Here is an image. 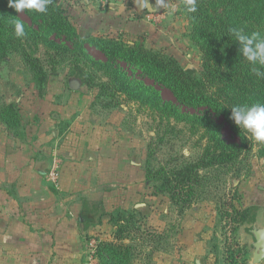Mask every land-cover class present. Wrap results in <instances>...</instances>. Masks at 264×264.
Here are the masks:
<instances>
[{
  "label": "crops",
  "instance_id": "1",
  "mask_svg": "<svg viewBox=\"0 0 264 264\" xmlns=\"http://www.w3.org/2000/svg\"><path fill=\"white\" fill-rule=\"evenodd\" d=\"M68 91L21 94L15 100L21 135L0 122V264H98L89 244L115 240L119 212L137 214L144 231L134 264H228L216 219L196 205L174 214L167 198L151 200L132 155L136 141L113 128L102 131L96 114L88 126L84 90ZM254 222L264 220L247 227ZM124 241L134 251L139 238Z\"/></svg>",
  "mask_w": 264,
  "mask_h": 264
},
{
  "label": "rangeland",
  "instance_id": "2",
  "mask_svg": "<svg viewBox=\"0 0 264 264\" xmlns=\"http://www.w3.org/2000/svg\"><path fill=\"white\" fill-rule=\"evenodd\" d=\"M59 2L81 38L97 36L127 43L138 42L149 49L173 56L183 68L200 76L202 52L192 39L191 25L182 0H170L177 8L171 15L164 9L158 13L139 11L133 0ZM85 47L90 57L103 58L93 46L87 44ZM31 52L41 61L44 78L34 76L19 52H10L6 60H0V103L15 101L21 94L31 91H34L35 98L45 94L48 89H65L70 93V79H81L84 91L80 96L92 109L86 120L88 126H93L89 119L96 114L102 122V131L109 132L113 128L134 139L137 146L132 155L145 171V181L155 196L151 200L163 201L167 198L171 202L168 194H158V190L163 191L160 182L146 180V168L169 171L198 160L209 145L203 130L130 101L123 95L107 93V77L81 55L57 54L44 45L33 46ZM77 73H82L85 78L82 79ZM163 97L173 100L167 90L163 91ZM40 104L45 105L39 101ZM95 106H99L96 111L93 110ZM219 122L222 123L221 120ZM222 127L225 138L238 144L241 154L234 162L201 170V182L196 186L192 203L186 209L193 205L204 208L203 215L216 219L215 228L223 236L228 255L248 261L253 247L250 245L251 235L248 232L244 234V230L254 220H264V206H261L264 205V145L255 144L244 137L234 138L226 124L222 123ZM171 206L172 211L177 210L176 206ZM119 215L120 212L113 216L114 219ZM127 215L124 219L131 215L133 219L125 234L139 238L137 248L131 255L134 264L142 253L144 231L136 225L137 214ZM98 243L97 240L95 244Z\"/></svg>",
  "mask_w": 264,
  "mask_h": 264
},
{
  "label": "trees",
  "instance_id": "3",
  "mask_svg": "<svg viewBox=\"0 0 264 264\" xmlns=\"http://www.w3.org/2000/svg\"><path fill=\"white\" fill-rule=\"evenodd\" d=\"M184 12L192 39L202 52L200 76L183 68L173 56L138 42L97 36L81 38L59 0H52L45 15L17 13L8 7L7 0H0V60H6L12 51L19 52L34 76L43 79V66L32 54L33 46L44 45L57 54L81 55L107 77V93L123 95L203 130L209 145L198 160L169 171L146 168V180L160 182L163 191L158 190V194H168L179 213L191 205L201 182V170L234 162L241 154L238 144L224 136L222 123L228 126L232 137H243L229 119L230 106L225 105L264 103V80L252 74L238 51V43L226 33L230 26H241L248 32L264 30V0H197L195 13ZM17 19L24 24V38L14 35L13 22ZM87 44L103 58L90 57ZM77 75L85 78L82 73ZM164 90L172 94L173 100L163 97ZM0 122L15 135H21L22 119L15 101L0 103ZM132 219V215L128 219L117 217L115 240L99 241L97 245L98 264H132V246L124 241ZM227 262L234 264V255H228Z\"/></svg>",
  "mask_w": 264,
  "mask_h": 264
},
{
  "label": "clouds",
  "instance_id": "4",
  "mask_svg": "<svg viewBox=\"0 0 264 264\" xmlns=\"http://www.w3.org/2000/svg\"><path fill=\"white\" fill-rule=\"evenodd\" d=\"M52 0H7L9 8L17 13L30 12L45 15L48 12ZM139 11L147 13H158L164 9L169 15L174 14L177 8L170 0H133ZM184 10L191 14L197 11V0H182ZM14 35L16 38L26 36L24 24L17 19L14 22ZM226 33L232 41L239 45V53L244 61L250 66L252 74L258 80H264V30H253L248 32L241 26H230ZM230 106L229 119L243 133V137L250 139L255 144L264 145V103H238ZM224 106V107H225Z\"/></svg>",
  "mask_w": 264,
  "mask_h": 264
},
{
  "label": "water",
  "instance_id": "5",
  "mask_svg": "<svg viewBox=\"0 0 264 264\" xmlns=\"http://www.w3.org/2000/svg\"><path fill=\"white\" fill-rule=\"evenodd\" d=\"M70 87L74 90L82 89L81 79L72 78L69 81ZM252 238L250 239V245L253 247L251 258L248 260L249 264H259L264 260V222L253 223L251 229Z\"/></svg>",
  "mask_w": 264,
  "mask_h": 264
},
{
  "label": "built area",
  "instance_id": "6",
  "mask_svg": "<svg viewBox=\"0 0 264 264\" xmlns=\"http://www.w3.org/2000/svg\"><path fill=\"white\" fill-rule=\"evenodd\" d=\"M50 179L54 182V183H58V178H57V174H56V170L53 169L52 171H50ZM97 241V240H96ZM95 240H93L92 242H90V250H91V253L92 254H95L96 253V248H97V244H95L96 242ZM234 264H249L248 261H243L242 259L240 258H235V262ZM261 264V263H259Z\"/></svg>",
  "mask_w": 264,
  "mask_h": 264
},
{
  "label": "flooded vegetation",
  "instance_id": "7",
  "mask_svg": "<svg viewBox=\"0 0 264 264\" xmlns=\"http://www.w3.org/2000/svg\"><path fill=\"white\" fill-rule=\"evenodd\" d=\"M253 228V226H250V227H247V232L250 234V235H252L251 234V229Z\"/></svg>",
  "mask_w": 264,
  "mask_h": 264
}]
</instances>
